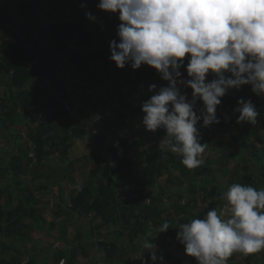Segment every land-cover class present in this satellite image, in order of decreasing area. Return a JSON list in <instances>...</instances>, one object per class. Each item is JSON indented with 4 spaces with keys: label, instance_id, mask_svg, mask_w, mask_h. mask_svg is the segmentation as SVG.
<instances>
[{
    "label": "trees",
    "instance_id": "16d2710c",
    "mask_svg": "<svg viewBox=\"0 0 264 264\" xmlns=\"http://www.w3.org/2000/svg\"><path fill=\"white\" fill-rule=\"evenodd\" d=\"M2 2L0 0V132L5 129L13 134V129L19 131L27 127L29 142L22 144L15 135L12 150L0 155V264H38L36 257H28L33 234L47 231L50 225L56 227L60 223L61 226L65 207L82 218H92L91 240H99L102 257L91 259L88 248L80 241L82 233L77 234L78 241L74 244L67 234L68 226L62 225L60 242L50 250L55 264H80V257L86 259L85 264H136L138 260L134 255L139 248L143 249L144 239L161 246L171 264H197L176 239L178 226L191 219H203L213 209H224L223 194L233 183L258 190L264 188V136L252 128V124H235L234 117L239 113L233 111L225 116L217 110L226 107L234 110L240 99L251 101L259 113L257 121L264 128V96L253 94L247 85L239 91L228 90L230 95L221 100L216 110L220 123L213 125H227L225 132L230 138V150L223 148L224 156L187 169L180 155L159 147L164 129H158L154 137L142 125L144 114L140 100L127 98L117 104L106 93L112 90L111 95L123 96V86L132 84L145 102L152 96L148 94L149 86L163 81L155 70L144 65L132 70L130 64L122 69L113 62L111 66L105 64L108 29L116 32L118 14L98 10L99 0L94 1V6H89L85 0H48L47 5L43 0H9L6 6ZM47 6L49 10L45 11ZM70 6L72 14L67 13ZM87 13L98 21L95 29L87 27L92 21L86 18ZM44 14L59 22L45 28L42 25ZM42 37L47 39L48 47L40 44ZM114 39L119 42L116 35ZM79 50L86 53L82 55ZM99 60L105 62L102 70L93 67ZM70 64L78 67L81 83L96 92L95 110L110 108L111 120L114 119L110 127L105 129L110 119H102L97 126L117 139L107 142L105 136L98 137L101 154L94 164L89 158L84 160V165L91 168L88 176L82 177L81 188L76 177L77 162L70 163V154L74 140L86 138L88 131L58 103V93L65 96L67 87L60 76L61 68ZM211 79L214 76L209 74L207 80ZM87 82L90 85H86ZM44 107L52 111L43 113ZM226 118L228 124L223 122ZM202 123L201 120L198 124ZM135 128L138 133L132 141L130 133ZM208 143L212 148L217 146V141ZM231 153L237 162L227 170L233 157ZM51 158L68 165L61 181L74 184L69 198L65 189L59 188L61 203L56 205L54 216L57 224L49 223L45 217L50 203L45 205L44 197L40 196L48 190L43 179ZM223 177H228V184ZM170 186L185 189L174 191ZM200 205L202 211H199ZM165 221L169 229L159 233ZM170 240L178 241L182 251L174 258L166 253ZM236 255H240L239 260L234 259ZM229 258L232 259L230 264H264V250L251 255L236 252Z\"/></svg>",
    "mask_w": 264,
    "mask_h": 264
},
{
    "label": "clouds",
    "instance_id": "9594fccd",
    "mask_svg": "<svg viewBox=\"0 0 264 264\" xmlns=\"http://www.w3.org/2000/svg\"><path fill=\"white\" fill-rule=\"evenodd\" d=\"M97 9L118 14L119 42L109 44L115 66L137 70L144 65L167 82L158 90L149 86L155 94L141 106L142 125L149 132L164 129L159 147L180 155L187 169L201 165L205 150L197 124L220 123L216 110L228 90L247 85L264 96V0H99ZM86 18L95 20L91 13ZM209 74L214 79L208 81ZM182 88L191 90L190 100ZM197 100L203 105L199 115ZM233 111L239 113L237 123H257L251 101L240 99ZM223 199L228 218L213 209L178 226L176 239L197 264H227L233 253L264 250V188L233 183ZM168 229L165 221L159 233ZM142 246L148 259L141 255V264L162 262L153 240L144 239Z\"/></svg>",
    "mask_w": 264,
    "mask_h": 264
},
{
    "label": "rangeland",
    "instance_id": "374dc122",
    "mask_svg": "<svg viewBox=\"0 0 264 264\" xmlns=\"http://www.w3.org/2000/svg\"><path fill=\"white\" fill-rule=\"evenodd\" d=\"M44 3L46 4L48 2V0H43ZM89 2L86 3V2ZM95 0H85V3L88 4L89 6H94ZM7 2L5 3V0H3V6H6L7 5ZM22 2V1H21ZM47 5V4H46ZM49 10V7L47 6V8H45V11ZM44 13H47V12H44ZM67 13L68 14H72L73 13V9L72 7L70 6L69 9L67 10ZM43 26L46 28V27H50L52 24H57L59 21L58 19L56 18V20H51L48 18V14H44L43 15ZM98 25V21L97 20H92L88 23L87 27L90 28V29H95V27ZM109 30V34L108 36L111 37V38H114L113 36L116 35V32H112V29H108ZM115 34V35H114ZM113 35V36H112ZM38 37V34L36 35V38ZM112 41L111 40H108L106 46H107V54L108 56L110 55V51H109V44L110 42ZM40 44L42 46H45V47H48L49 46V43L47 41V39L45 37H42L41 40H40ZM81 52L82 55H84L86 53V51H83V50H79ZM188 57L186 56L184 58V66L186 67L187 65V62H188ZM103 63H105L104 61H97V63H94L93 67L99 69V70H102V67H103ZM77 68L75 65H64L62 68H61V72H63L62 76H64V82H67V83H71L69 84L70 86L71 85H75L76 83H73L71 81L75 80L77 81V83L81 84V82H83L79 77V72H77ZM181 73H182V77L183 79H186L187 78V74L186 72L184 71V68L182 67L181 69ZM78 74V75H76ZM47 82H49V80L46 79ZM157 86V90L161 87H165L167 86V82L165 81H162V83H157L156 84ZM111 89V88H110ZM149 89V88H148ZM123 92H124V95L123 96H119L117 94H114V95H111V93L113 92L112 90L110 91H106L107 95L112 97L114 103L116 102L117 104H119L120 101L122 100H125V99H129V100H132V101H138L140 100V93L135 89V87L132 85V84H128V85H124L123 88H122ZM182 91V94H186L188 99L190 100L191 99V90L190 89H187V88H182L181 89ZM105 92V91H103ZM116 92V91H115ZM117 93V92H116ZM148 94L149 95H153L155 94L154 92H149L148 90ZM230 94L227 92L226 95L224 97L221 98V100L225 97H228ZM96 92L93 94V98H92V104L95 106L97 104V99H96ZM64 97L66 96H63V93H58V98L60 99V101H62L64 99ZM69 98V97H68ZM202 103L197 100L196 102V105H195V110L197 112V114L199 115L200 112L202 111ZM103 108H107L105 109V113H104V117L101 115L102 112L100 113L99 111L100 110H103ZM52 111L50 107H44L43 109V113H46V112H50ZM110 108L109 107H98L97 108V111L96 110H92L90 112V117H89V123L91 124V126H94L96 127V120H100V119H110L111 120V117H110ZM238 116L239 115H235L234 118H236V120L238 119ZM103 117V118H102ZM234 120L235 124H237V121ZM114 121V119H112L110 122H108L106 124V128H109L111 123ZM38 122H40V119L38 120ZM224 123H227L228 124V118H226L224 121ZM244 125L248 124L247 122H243ZM253 125V124H252ZM226 124L221 127V126H214V125H210L208 127H202V124H197V128L199 129V133H200V137H201V144H206L205 145V150L204 152L201 154L200 156V159L202 160V163L201 164H205L206 163V160L208 159H218L219 157H222L224 156V154L221 153V150L224 148L226 150H230L229 148V143H230V138L228 136V134L225 132V129H226ZM254 129H256L260 135L264 136V128L262 127L261 123L257 121V123L252 127ZM23 129V130H22ZM21 130H17L16 129L14 130L13 129V134H9V132H7V130L3 129L1 130L0 132V155H4L5 152H9L12 150V148L14 147V144H13V139H15V135H18L20 137V141L22 144H25V143H28L29 142V139H28V133H27V127H23ZM96 131L98 130L99 132V135H103L106 137V141L109 142V141H112V142H116V137L113 136L111 133H104L105 129L103 131L100 130V128H95ZM227 130V129H226ZM6 131V132H5ZM215 131V132H214ZM100 132H103V133H100ZM7 133V135H3ZM18 133V134H17ZM136 133H138V128L132 130V132L130 133V139L132 141H135L136 140ZM151 134H153V136L155 137L156 136V131L155 132H150ZM109 134V135H108ZM9 135V136H8ZM208 141H217V146L215 147H211L210 144L208 143ZM92 145H87L86 147L83 146L81 148V150H84L86 152H90L89 150H91V154H97L98 152L101 151V146H95L94 147H91ZM92 148V149H91ZM94 150V151H93ZM100 150V151H99ZM96 152V153H95ZM32 155V153H31ZM243 155V154H242ZM233 156V157H232ZM234 154L231 153V157H232V160L231 162H229V164L227 165L226 169L227 170H230L234 164L237 162V159L234 158ZM230 157V158H231ZM243 159H245V155L242 156ZM95 160V157H91V161H92V164H94ZM246 161V160H244ZM84 162V161H82ZM247 162V161H246ZM248 166L250 168H254L253 164H250L248 163ZM48 179H49V182L52 183V181H55V185L59 182V177L61 176V173L62 171L58 174L57 171L59 172V170H56L59 165H58V162H57V159H53L52 162L49 163L48 165ZM79 167V166H78ZM78 171H77V174H79V184H82L83 183V179L82 177H86L88 176L89 174V169L91 168V165H90V168L87 169V170H81V168H78ZM216 168V167H214ZM55 170V171H54ZM56 172V173H54ZM176 172H174L175 174ZM222 180L228 184L229 183V180H228V177H223ZM48 183V181H47ZM70 182H68L67 184H62L63 187H66V197L69 198V195H70V191L73 187L74 184H71L69 185ZM163 183L165 184V178L161 180V184L163 185ZM52 186V188H48V190H45L43 193H40V196L41 198L44 197L43 199V202L45 203V205L48 204V202L50 203L49 204V207H47V210H46V213H45V217L48 219L49 223H56L57 224V221H55V213L57 211V207H56V203H58L60 200H59V196H56L54 192H57L58 191V186ZM170 189L171 190H176V191H181L185 189V187L183 188H180L178 189L176 186H170ZM60 203V202H59ZM227 203V202H226ZM200 210L199 211H202L203 209V206L200 205ZM65 212L63 214V218L60 219V222H61V226H62V223L64 221H67L69 222L70 224L72 223V227H70L68 229V236H69V239H70V242H73L74 244L77 243L78 239H77V232H76V229H78V227L75 225L79 220L82 222H85L84 225H80L81 227V233H82V238H81V242L83 244H85V246L88 248L87 250L90 252V255H91V259H96V258H100L102 257V252L99 250V246H98V242L99 240L98 239H92L90 240V230L91 228L93 227V221H92V218L91 217H88V218H84L82 219L81 217H79L76 213L72 212L70 209L68 208H64ZM218 215L224 211L225 212V215L223 218H228V213L226 211V209H220V210H216ZM78 218V220H77ZM65 223V222H64ZM66 224V223H65ZM60 226V223H58V225L56 227L54 226H51L47 228V231L45 232H35L33 234V238H34V241L28 246V250L30 251V255L28 257H36L37 258V261H38V264H44L45 260H47L49 264H55L54 263V258L53 256L51 255V249H53V247L57 246V244H59L60 242V236H61V231H63V228ZM64 227V226H63ZM108 237V236H107ZM169 244H171L170 248L167 249L166 253L167 254H170V256L172 258H174L177 254H181L182 251H180L179 249V242L176 241V240H170L169 241ZM147 249L143 248L140 250H137V252L135 253L134 256H136L137 258V262L136 264H141V255L143 256V259L144 260H147L148 259V252H146ZM155 252L157 254L158 257H162V262H160V264H171L167 261L166 257L164 256V251L162 250V247L161 246H156L155 248ZM236 258V260H239L240 259V255H236L234 257V259ZM28 259H26L27 261ZM135 261V260H134ZM232 261V259H228L227 261V264H230V262ZM79 262L80 264H85L86 263V259L80 257L79 258ZM264 263V261H263ZM46 264V262H45Z\"/></svg>",
    "mask_w": 264,
    "mask_h": 264
},
{
    "label": "crops",
    "instance_id": "0c3cea01",
    "mask_svg": "<svg viewBox=\"0 0 264 264\" xmlns=\"http://www.w3.org/2000/svg\"><path fill=\"white\" fill-rule=\"evenodd\" d=\"M6 1H9V0H5V3ZM2 5H3V2H2ZM113 36V35H112ZM114 37V36H113ZM113 40L114 38H111L109 37V40ZM106 49H107V46H106ZM105 64L106 65H109L111 66L112 65V61L110 60V55L108 56L107 54V51L105 52ZM103 68V67H102ZM63 72H60V76H62ZM78 75V74H76ZM79 76V75H78ZM63 79H64V76H63ZM73 83H76L75 85H69L71 83H66V97H64V99L62 101H58V103H60V105L62 104L68 111V113L70 114V117L77 121L78 123H80L83 127H85V129H87L88 131V135L86 136V138H82V139H79V138H76L74 140V143H73V148H72V151H71V154H70V163L71 162H77V165H76V172L78 171L77 167L78 168H81V170H87L89 169L88 165H84L85 163V159L89 158L91 160V157H95V160L93 163L96 162V159L97 157L101 154L100 152H98L97 154H91V150H89L90 152H86L84 150H81V148L83 146H87V145H92L91 147H94V145L96 146H99V131L95 128H97V124L98 122H100L102 119L100 120H96V127L94 126H91V124L89 123V117H90V112L93 110H95V106L92 104V98H93V94L95 93L94 89L92 88H89V87H86L85 85H81L79 83H77V81L73 80L71 81ZM69 97V98H68ZM96 97V96H95ZM97 102V101H96ZM143 104L142 100L140 99V105ZM105 109L107 108H103V110H100L99 112L101 113L102 112V116L104 117V113H105ZM97 111V110H96ZM106 114V113H105ZM102 117V118H103ZM39 120V119H38ZM99 128V127H98ZM100 147V146H99ZM92 149V148H91ZM94 151V150H93ZM100 151V150H99ZM96 153V152H95ZM53 159L55 158H51L48 162V165L50 162L53 161ZM84 161V162H82ZM58 165L59 167L56 169V170H59V172L57 171V173L59 174L61 171V176L59 177V182L58 185L56 184L55 185V181H52V183L49 182V179L47 178L48 177V171L49 169L47 170V173L43 179V183L48 186V188H52V186H58V191L57 192H54L56 196H59V200H60V194H59V188H63L65 189V192H66V187H63L62 184H67L68 182H62L61 181V177L63 175H65V173L67 172V169H68V165H62L60 161H58ZM92 162V161H91ZM49 168V167H48ZM55 171V170H54ZM90 171V169L88 170ZM56 173V172H54ZM76 177L78 178L79 177V174L76 173ZM48 181V183H47ZM73 183H69V185H71ZM79 184V182H78ZM61 203V200L59 201ZM58 202V203H59ZM56 203V205L58 204ZM66 208V207H65ZM71 210V209H70ZM72 211V210H71ZM73 212V211H72ZM80 217V216H79ZM82 218V217H81ZM84 219V218H82ZM78 220V218H77ZM66 224H65V223ZM62 223V225H66L68 226V228L72 227V223L70 224L69 222L67 221H64ZM84 225L85 222H82V220L78 221L75 225L78 227V225ZM79 225L78 229H76V232L77 234L78 233H81V226ZM93 228V227H92ZM92 228L90 230V232H92ZM90 240H91V234H90Z\"/></svg>",
    "mask_w": 264,
    "mask_h": 264
},
{
    "label": "built area",
    "instance_id": "2783aa9c",
    "mask_svg": "<svg viewBox=\"0 0 264 264\" xmlns=\"http://www.w3.org/2000/svg\"><path fill=\"white\" fill-rule=\"evenodd\" d=\"M86 85H90L89 82L86 83ZM237 91H239V89H237ZM233 112V109H231V107H226V108H219L217 110V113L220 114V115H228V113H232ZM233 114V113H232ZM233 127V126H232ZM158 130V129H157ZM156 130V132H157ZM80 186H82V184L79 185V188H81ZM73 188V187H72Z\"/></svg>",
    "mask_w": 264,
    "mask_h": 264
}]
</instances>
